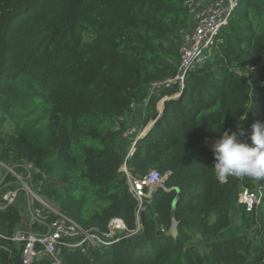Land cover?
Listing matches in <instances>:
<instances>
[{
    "label": "trees",
    "instance_id": "trees-1",
    "mask_svg": "<svg viewBox=\"0 0 264 264\" xmlns=\"http://www.w3.org/2000/svg\"><path fill=\"white\" fill-rule=\"evenodd\" d=\"M184 1L0 0V162L32 163L39 195L84 231L107 235L114 219L126 227L118 242L64 250L62 264H264V196L253 212L239 204L243 187L264 181H218L206 147L229 129L251 144V125L264 122V0L239 1L217 56L164 91L162 114L160 98L148 102L143 126L155 123L127 168L171 175L144 202L138 230L122 119L149 84L176 75ZM26 224L17 204L0 209L5 235L46 232ZM5 245L0 264H22L20 246Z\"/></svg>",
    "mask_w": 264,
    "mask_h": 264
},
{
    "label": "built area",
    "instance_id": "built-area-1",
    "mask_svg": "<svg viewBox=\"0 0 264 264\" xmlns=\"http://www.w3.org/2000/svg\"><path fill=\"white\" fill-rule=\"evenodd\" d=\"M239 1H184V6L190 16V26L183 31V43L180 48V61L177 73L172 77L149 84L148 96L144 104L134 106L131 114L138 107H141L144 119L146 106L151 99L160 98L157 106L161 105L164 100L169 99L168 96L162 97L164 91L176 86L183 87L189 73L217 56L219 53V42L221 41V31L229 25L230 18L238 8ZM178 95L175 94L171 98H177ZM161 108H163V105L157 108L160 114ZM126 119L127 117L122 119L125 123V128L121 141L124 143L123 147L126 149V154L121 171L126 174L129 191L138 203L137 216H139L147 199H151L153 194L159 189L167 190L166 181L171 173L163 175L153 170L148 175L139 178H134L129 174L127 162L133 157L137 142L144 137L146 132L150 131L155 122H150L144 127L142 119L141 125L143 127L141 129L138 126L129 128V124H126ZM217 140L219 139L206 141L207 149L213 154L212 145ZM37 172L34 165L26 161L12 166L0 162V192H3L2 194L0 193V209L16 205L20 190H23L28 195V209L32 217L31 224L46 228V232L19 229L11 237L0 230V249L11 253V250L5 245L7 241H10L14 245L20 246L22 264H34L35 261L43 258L48 259L51 264H62L64 250H80L82 253H87V248L100 247L108 239H115L118 242L125 238L123 233L126 231V227L120 219H114L110 222L107 235H101L99 232L84 231L79 225L63 215L39 195L37 187L33 185V175ZM10 177L11 179H9ZM18 186L20 189L16 188ZM263 196L264 187H257L254 190L243 187L239 192V204L244 205L247 212H253L260 206ZM174 226L175 223L173 221V231L176 232ZM138 230H140V227ZM129 235L128 233L127 236Z\"/></svg>",
    "mask_w": 264,
    "mask_h": 264
},
{
    "label": "clouds",
    "instance_id": "clouds-1",
    "mask_svg": "<svg viewBox=\"0 0 264 264\" xmlns=\"http://www.w3.org/2000/svg\"><path fill=\"white\" fill-rule=\"evenodd\" d=\"M251 129V144L241 139L245 135L241 130L239 134L223 132L212 145L218 181L224 182L229 176L264 181V122L253 123Z\"/></svg>",
    "mask_w": 264,
    "mask_h": 264
},
{
    "label": "rangeland",
    "instance_id": "rangeland-1",
    "mask_svg": "<svg viewBox=\"0 0 264 264\" xmlns=\"http://www.w3.org/2000/svg\"><path fill=\"white\" fill-rule=\"evenodd\" d=\"M163 109V108H162ZM162 112V111H161ZM162 114V113H161ZM129 128L131 127H135V126H138L140 129L143 127L141 125V122H138V123H130L129 125ZM6 128L5 127H2L0 126V133H2L3 131H5ZM125 154H126V151H125ZM124 154V155H125ZM17 189H20V187H16ZM3 190V189H2ZM1 191V190H0ZM1 193V192H0ZM1 203V201H0ZM51 205V204H50ZM17 206L20 210V214L23 218V222L27 223L25 226L29 225V227L32 225L31 222H32V217L30 215V212H29V209H28V195L25 191L23 190H20V193H19V197H18V201H17ZM52 206V205H51ZM54 207V206H53ZM29 223V224H28Z\"/></svg>",
    "mask_w": 264,
    "mask_h": 264
},
{
    "label": "crops",
    "instance_id": "crops-1",
    "mask_svg": "<svg viewBox=\"0 0 264 264\" xmlns=\"http://www.w3.org/2000/svg\"><path fill=\"white\" fill-rule=\"evenodd\" d=\"M161 105L157 106V108H159ZM143 116H142V108L138 107L137 110L134 111L133 114L127 116L126 119V124H130V123H138V122H142Z\"/></svg>",
    "mask_w": 264,
    "mask_h": 264
},
{
    "label": "water",
    "instance_id": "water-1",
    "mask_svg": "<svg viewBox=\"0 0 264 264\" xmlns=\"http://www.w3.org/2000/svg\"><path fill=\"white\" fill-rule=\"evenodd\" d=\"M167 100H168V99L164 100L163 103L161 104V107H162V105H163V109L161 108L162 112L164 111V104H165V102H166ZM162 112H161V113H162ZM159 118H160V117H159ZM148 131H149V130H148ZM227 132L230 134V132H231L230 129L227 130ZM146 133H147V132H146ZM146 133L144 134V136L146 135ZM177 191H178V196H177V198H176V200H175V204H176V202L179 200L180 195H181L180 190H177ZM173 221H174V223H175L174 229L177 231L178 222L175 220V218L173 219ZM137 222H138V226L140 227V226H141L140 215L137 216Z\"/></svg>",
    "mask_w": 264,
    "mask_h": 264
},
{
    "label": "bare ground",
    "instance_id": "bare-ground-1",
    "mask_svg": "<svg viewBox=\"0 0 264 264\" xmlns=\"http://www.w3.org/2000/svg\"><path fill=\"white\" fill-rule=\"evenodd\" d=\"M120 224V223H119Z\"/></svg>",
    "mask_w": 264,
    "mask_h": 264
}]
</instances>
